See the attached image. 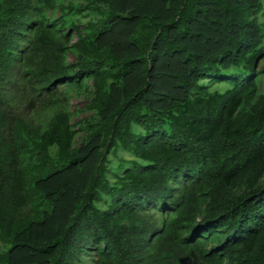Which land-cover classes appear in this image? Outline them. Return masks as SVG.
<instances>
[{
  "label": "trees",
  "instance_id": "obj_1",
  "mask_svg": "<svg viewBox=\"0 0 264 264\" xmlns=\"http://www.w3.org/2000/svg\"><path fill=\"white\" fill-rule=\"evenodd\" d=\"M260 14L0 0V264H264Z\"/></svg>",
  "mask_w": 264,
  "mask_h": 264
},
{
  "label": "rangeland",
  "instance_id": "obj_2",
  "mask_svg": "<svg viewBox=\"0 0 264 264\" xmlns=\"http://www.w3.org/2000/svg\"><path fill=\"white\" fill-rule=\"evenodd\" d=\"M259 20L264 21V14L259 15ZM262 45L264 46V29H263V39H262ZM264 66V60L260 62L259 68H262ZM241 71L240 68H237L235 66H232L228 69L221 70L220 75L222 76H228L232 75L234 73H237ZM210 80V79H209ZM208 79H204L202 82L205 84H208V88L210 91H224L226 88L230 87V82L227 79L224 80H219L215 82H210ZM212 80V79H211ZM259 85H260V90L264 92V75H262L259 79ZM84 103V99H76L73 98L71 101L72 108L80 107ZM136 129V128H135ZM110 166L112 170L114 171L120 158L125 159V160H130L132 159V155L126 152H121L118 151L116 155L111 154L110 156ZM140 161L139 159H137ZM128 164V163H127ZM111 177V175H110ZM1 246V243H0Z\"/></svg>",
  "mask_w": 264,
  "mask_h": 264
}]
</instances>
